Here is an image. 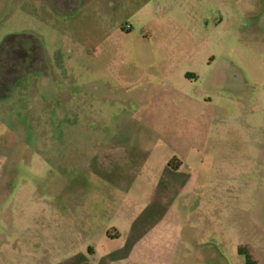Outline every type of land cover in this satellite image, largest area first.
<instances>
[{
	"label": "rangeland",
	"instance_id": "1",
	"mask_svg": "<svg viewBox=\"0 0 264 264\" xmlns=\"http://www.w3.org/2000/svg\"><path fill=\"white\" fill-rule=\"evenodd\" d=\"M260 150L264 0H0V264H264Z\"/></svg>",
	"mask_w": 264,
	"mask_h": 264
},
{
	"label": "crops",
	"instance_id": "2",
	"mask_svg": "<svg viewBox=\"0 0 264 264\" xmlns=\"http://www.w3.org/2000/svg\"><path fill=\"white\" fill-rule=\"evenodd\" d=\"M259 156V163H258V173L259 179L258 183L264 181V150H260V153L255 155V157ZM198 158V156H196ZM177 160V165L172 166L166 162L163 164L165 171L169 172L171 175H181L184 174V181L183 184L178 187L179 191H184L187 187L194 188L196 190L200 189L199 185H191L188 186L190 183V179L192 178L193 174L199 173V168H192L190 164L187 162V157L185 155L175 156ZM262 159V160H261ZM262 161V163L260 162ZM216 178V177H215ZM188 184V185H187ZM208 187V186H207ZM202 188V187H201ZM131 232H127L125 236L128 238ZM137 252L134 246L128 247L125 243L119 244L118 246L111 248V249H104L100 250V254H98V250L95 248L88 246L83 248L73 249L71 247L63 249L61 252L65 254L61 259L64 263L67 264H125L126 259H129L132 252ZM238 251V250H237ZM166 252H169L166 249ZM210 252V251H206ZM240 253V251H238ZM237 252V253H238ZM246 258L251 259L252 261L255 260L256 254L254 250H249L246 254ZM240 256V255H239ZM134 261V257H132ZM167 261L170 264H176V261L171 256L167 257ZM258 261V260H257ZM243 264V263H242ZM256 264H259L256 263Z\"/></svg>",
	"mask_w": 264,
	"mask_h": 264
},
{
	"label": "trees",
	"instance_id": "3",
	"mask_svg": "<svg viewBox=\"0 0 264 264\" xmlns=\"http://www.w3.org/2000/svg\"><path fill=\"white\" fill-rule=\"evenodd\" d=\"M169 164L172 165V166H175V165L172 164L171 160L169 161Z\"/></svg>",
	"mask_w": 264,
	"mask_h": 264
}]
</instances>
